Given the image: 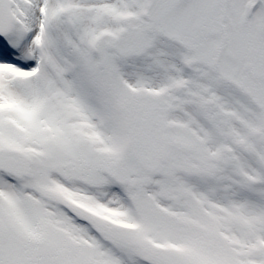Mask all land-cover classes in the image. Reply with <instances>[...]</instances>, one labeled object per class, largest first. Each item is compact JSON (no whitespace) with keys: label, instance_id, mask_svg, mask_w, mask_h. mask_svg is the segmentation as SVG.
Returning a JSON list of instances; mask_svg holds the SVG:
<instances>
[{"label":"snow or ice","instance_id":"6c2138e0","mask_svg":"<svg viewBox=\"0 0 264 264\" xmlns=\"http://www.w3.org/2000/svg\"><path fill=\"white\" fill-rule=\"evenodd\" d=\"M0 264H264V0H0Z\"/></svg>","mask_w":264,"mask_h":264}]
</instances>
